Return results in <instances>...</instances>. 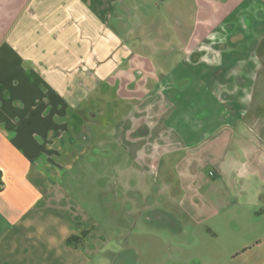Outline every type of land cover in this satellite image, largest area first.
Returning a JSON list of instances; mask_svg holds the SVG:
<instances>
[{
	"label": "crops",
	"instance_id": "obj_1",
	"mask_svg": "<svg viewBox=\"0 0 264 264\" xmlns=\"http://www.w3.org/2000/svg\"><path fill=\"white\" fill-rule=\"evenodd\" d=\"M218 1L243 0H0V264H41L24 247L45 237L30 231L38 211L73 167L112 152L130 164L114 169L134 177L123 185L181 225L134 247L159 243L176 264H264V121L249 136L244 116L264 7L245 33L212 27L234 12ZM160 2L189 23L172 39L146 17Z\"/></svg>",
	"mask_w": 264,
	"mask_h": 264
},
{
	"label": "rangeland",
	"instance_id": "obj_2",
	"mask_svg": "<svg viewBox=\"0 0 264 264\" xmlns=\"http://www.w3.org/2000/svg\"><path fill=\"white\" fill-rule=\"evenodd\" d=\"M215 3L217 7L223 5L227 9L232 8L234 12L226 20L218 14L212 17V27H224L228 23H234L243 31L254 29L253 26L259 20L257 10L260 6L264 7V0H243L237 2V8H234L236 1L226 5L223 1ZM203 7L205 6L201 7V12H204ZM148 8L150 15L146 17L151 19V22L156 21V25L161 22L162 25L168 26L167 38L172 39L182 26L189 25L187 18L180 16V8L174 9L171 3L160 2L158 6L151 4ZM148 8H143L138 13L145 15ZM197 20H203V16L200 15ZM153 32V38H156L158 34ZM213 37L219 38V31ZM257 38L256 36V40ZM256 52L258 58L260 52ZM254 59L256 60V57ZM263 78L264 68L258 67L252 82L256 88L247 93L244 116L250 123L249 136L254 137L261 134L262 130L256 128L252 117L262 116L264 121V90L257 88L262 85ZM189 83L192 81L182 82L184 86ZM194 83L197 84L196 81ZM198 85V95H201V91H208L201 82H198ZM228 109L225 108L223 113L229 115ZM258 109L260 111H257ZM103 118L105 124L110 123L107 112ZM106 139L108 141H105L104 147L113 151V146L109 143L111 139ZM119 161L124 168L130 165L126 159L112 152L109 155L89 157L86 161L87 167L83 166L85 162L73 167L67 178L63 179L65 184H61L59 191L55 190L53 195L48 196L47 206L42 208L40 213L38 211L40 225L31 226L30 231L39 232L45 237L36 241L32 233L27 234L24 241L26 251L34 250L41 264H176L173 253H166L164 247L158 246L159 243L153 242V247L138 243L134 247L135 236H150L156 239L161 236L175 237L173 235L178 233L181 225L171 217L163 219L162 212L151 210L145 201L141 203L138 197L143 192L134 193L129 191L126 184L123 185V180H133L134 177L117 176L114 169ZM118 181H121L122 187L117 186ZM134 197L137 199L135 206L131 202ZM34 215L36 212L30 217L33 218Z\"/></svg>",
	"mask_w": 264,
	"mask_h": 264
}]
</instances>
